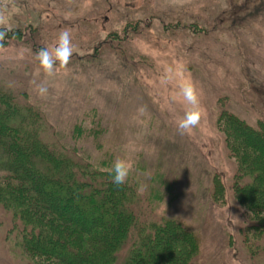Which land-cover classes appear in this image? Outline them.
I'll use <instances>...</instances> for the list:
<instances>
[{
	"label": "rangeland",
	"instance_id": "obj_1",
	"mask_svg": "<svg viewBox=\"0 0 264 264\" xmlns=\"http://www.w3.org/2000/svg\"><path fill=\"white\" fill-rule=\"evenodd\" d=\"M261 13L264 0H0V29H21L49 51L68 31L73 48L68 64L57 63L47 75L34 59L39 49L21 39L0 41V87L37 100L51 139L54 132L66 138L83 111L96 107L97 152L132 162L129 176L138 180V192L131 203L141 199L136 210H149L147 196L161 197L157 214L183 221L202 239L193 264H253L231 189L236 163L217 117L228 110L254 128L264 124V30L239 24L247 18L260 23ZM130 21L139 29L128 27L120 47H108V33L122 34ZM238 25L243 30L232 31ZM189 79L200 119L181 135L176 124L188 104L180 86ZM34 81L47 92L38 95ZM87 123L81 125L89 129ZM66 139L95 151L98 137ZM3 221L0 264H28L5 240Z\"/></svg>",
	"mask_w": 264,
	"mask_h": 264
},
{
	"label": "trees",
	"instance_id": "obj_2",
	"mask_svg": "<svg viewBox=\"0 0 264 264\" xmlns=\"http://www.w3.org/2000/svg\"><path fill=\"white\" fill-rule=\"evenodd\" d=\"M260 16V23L247 18L239 24L264 30L263 13ZM137 25L130 21L122 34L109 32L106 45L120 47L128 27L136 32ZM240 25L232 31L240 33ZM32 38L12 29L2 41L21 39L31 50L41 49ZM17 97L16 92L0 87V218L7 229L5 240L18 250L19 260L27 257L28 264H193L198 259L202 239L183 221L157 214L161 197L143 200L149 207L144 215L136 210L140 198L136 206L131 203L138 180L130 175L123 185L112 183L113 155L97 152L102 145L96 107L84 110L79 122L71 125L74 132L66 137L72 141L98 137L95 151H85L70 146L56 132V140L47 138L49 126L41 105ZM219 99L224 102V97ZM85 122L89 129L81 125ZM217 127L236 163L231 189L241 208L242 243L253 264L255 259L264 264V124L254 128L222 110Z\"/></svg>",
	"mask_w": 264,
	"mask_h": 264
},
{
	"label": "clouds",
	"instance_id": "obj_3",
	"mask_svg": "<svg viewBox=\"0 0 264 264\" xmlns=\"http://www.w3.org/2000/svg\"><path fill=\"white\" fill-rule=\"evenodd\" d=\"M12 31L10 28L0 30V41L6 38L7 32ZM72 45L68 31H62L58 34L56 44L49 51L47 48H41L34 56L35 61L39 64L40 68L47 75H52L54 66L59 63L60 66H65L69 62L72 55ZM35 84V81L33 82ZM181 92L184 99L187 101L188 107L185 109L183 116L177 121V132L181 135L185 134L189 129L194 128L200 119V105L197 97L196 86L189 79L181 84ZM35 91L38 95L47 92V87L43 84H35ZM143 111V108L140 109ZM133 168L130 160L121 156H116L109 168L111 180L114 185H123Z\"/></svg>",
	"mask_w": 264,
	"mask_h": 264
}]
</instances>
